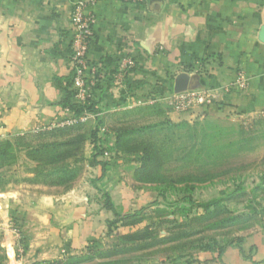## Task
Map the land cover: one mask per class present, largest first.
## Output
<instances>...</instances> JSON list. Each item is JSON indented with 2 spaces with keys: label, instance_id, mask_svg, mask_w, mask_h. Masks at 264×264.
<instances>
[{
  "label": "crops",
  "instance_id": "crops-1",
  "mask_svg": "<svg viewBox=\"0 0 264 264\" xmlns=\"http://www.w3.org/2000/svg\"><path fill=\"white\" fill-rule=\"evenodd\" d=\"M81 1L90 0H0V138L86 121L95 129L98 114L104 123L109 113L132 108L129 97L154 98L143 106L164 102L169 117H184L166 100L177 93L181 73L188 76L185 90L218 91L207 109L264 113V0H94L87 7L96 17L87 76L96 104L94 111L77 115L66 105V90L72 79L70 15ZM125 56L136 65L120 74ZM240 71L249 86L225 91ZM97 136L112 162L103 189L115 202L121 183L113 158L122 154L113 133ZM89 160L101 176V165ZM55 190L0 192V234L8 255L0 264H45L103 242L108 210L95 206V187ZM254 239V258L247 264H264V236ZM237 253L228 249L224 260L234 261Z\"/></svg>",
  "mask_w": 264,
  "mask_h": 264
},
{
  "label": "rangeland",
  "instance_id": "rangeland-1",
  "mask_svg": "<svg viewBox=\"0 0 264 264\" xmlns=\"http://www.w3.org/2000/svg\"><path fill=\"white\" fill-rule=\"evenodd\" d=\"M179 111L187 115L171 118L170 106L161 102L120 108L104 123L97 115L99 133L116 137L118 128H139L126 134L124 150L117 151L121 158H113L121 183L114 209L104 205L106 176L98 180V171L90 166L95 154L92 124L0 138V192L30 195L90 184L95 206L108 210L103 242L62 256L55 264L252 261L255 246L250 244L258 234L264 236V113L233 114L200 105ZM79 136L84 140L76 147L62 145ZM45 144L54 148L41 150ZM107 150L96 160L107 162L109 171ZM1 234L0 260L5 263ZM230 248L238 253L227 263L224 255Z\"/></svg>",
  "mask_w": 264,
  "mask_h": 264
},
{
  "label": "built area",
  "instance_id": "built-area-1",
  "mask_svg": "<svg viewBox=\"0 0 264 264\" xmlns=\"http://www.w3.org/2000/svg\"><path fill=\"white\" fill-rule=\"evenodd\" d=\"M88 2L81 1L73 5L71 11V26L73 30L72 39V88L75 92V100L79 103H85L93 95V82L88 79L87 71L89 68L88 54L93 42L94 25L96 17L93 13L87 12ZM136 65L135 59L131 56H125L118 64V73L124 74L133 69ZM238 86L245 89L249 86V78L245 72L240 71L234 78L231 85L224 87L225 91H229L230 87ZM218 91L208 88L203 90H183L166 98L167 102L179 110L193 109L195 105L209 107L212 101L217 98ZM128 107H137L149 104L154 101L151 97H129ZM87 113V112H84ZM105 131V128H102ZM17 264H23L17 262ZM37 264V263H35Z\"/></svg>",
  "mask_w": 264,
  "mask_h": 264
},
{
  "label": "trees",
  "instance_id": "trees-1",
  "mask_svg": "<svg viewBox=\"0 0 264 264\" xmlns=\"http://www.w3.org/2000/svg\"><path fill=\"white\" fill-rule=\"evenodd\" d=\"M66 97L68 99L66 105H68V107H70V109H72L77 115L83 114L84 112H89V111H94L95 108V100L94 99H89L87 100V102L85 103H79L77 101H72V98L75 94L73 88H72V79L69 80V86L66 90ZM136 131H139V128H131L129 130H123L121 128H118L116 131V140H115V148L116 151H123L124 150V143L125 140L124 138L126 137V134L128 133H134ZM97 128L93 129L90 133V139L92 140V143L94 144V162H96L97 164L101 165V176L98 177V180H103L105 175H106V171H107V162L105 161H101V160H96V158L100 155L104 154V148L101 147L100 145V138L97 136ZM81 140L84 139H70V140H66L64 141V143H62V145L66 146L67 148H71V147H76L78 143H80ZM52 148H54L53 146L51 147L50 144H45L41 146V150H46L48 153L50 152V150H52ZM105 196V201H104V205L106 208H110V209H114L113 206V201L111 199V196L108 192L104 193ZM241 239H237V244L235 242L236 245H240L241 246ZM242 247V246H241ZM252 248H250L251 250ZM224 252V249L221 250V253L219 254V257L221 258L222 254ZM56 261H52V262H48L45 264H55ZM39 264V263H37ZM40 264H44V263H40Z\"/></svg>",
  "mask_w": 264,
  "mask_h": 264
},
{
  "label": "water",
  "instance_id": "water-1",
  "mask_svg": "<svg viewBox=\"0 0 264 264\" xmlns=\"http://www.w3.org/2000/svg\"><path fill=\"white\" fill-rule=\"evenodd\" d=\"M188 76L186 73H181L176 78V91L180 92L187 88Z\"/></svg>",
  "mask_w": 264,
  "mask_h": 264
}]
</instances>
